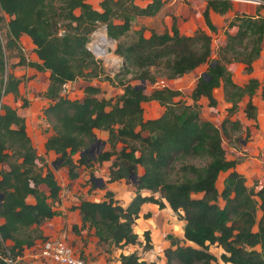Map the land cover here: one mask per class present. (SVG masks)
Returning a JSON list of instances; mask_svg holds the SVG:
<instances>
[{
  "label": "trees",
  "instance_id": "16d2710c",
  "mask_svg": "<svg viewBox=\"0 0 264 264\" xmlns=\"http://www.w3.org/2000/svg\"><path fill=\"white\" fill-rule=\"evenodd\" d=\"M204 1L201 15L208 33L196 29L191 35H183L171 17L169 29L160 33L149 30V36L144 37L139 27L135 38L125 42L122 39L137 18L155 16L163 0H146L142 6L134 0H101L99 9L87 0H0V27L5 38L0 44V165L5 164L0 168V264H23V249L41 237L32 227L54 215L52 206L60 190L52 171L47 168L42 172L36 165L39 157L26 133L24 117L1 102L6 94L14 98L19 94V79L6 71L4 50L20 49L21 35L30 39L38 61L19 55L13 65L48 72L45 96L49 104L42 115L52 133L44 140L45 152L56 155L53 162L66 167L67 178L74 179L77 166L90 167L91 160L86 162L87 153L76 160L72 156L90 147L96 139L94 129L103 130L109 148L96 154L93 161L114 158L106 182L130 181L131 175L135 179V194L125 206L109 191L102 200H81L76 206L81 227L92 229L99 244L107 249L140 244L132 225L139 205L152 202L167 207L183 221L182 235L168 237L164 264H217L208 252L212 244L223 251L219 255L222 264H264V257L253 249L258 245L264 251V184L256 191L245 185L244 176L234 169L236 162L225 158L221 146L222 135L227 133L224 123L218 128L200 119L196 103L205 97L212 106V91L220 87L230 111L243 96L248 97L245 113L254 118L250 97L258 81L249 78L245 85H236L226 66L234 62L243 65L245 73L251 72L252 62L261 52L264 14L235 13L226 23L223 44L211 57L210 33L216 26L209 11L223 15L232 5L231 0ZM95 23L103 24L107 37L116 41L113 54L121 58L123 73L156 87L145 93L135 84L119 83L120 94L98 98L99 88L86 85L81 100L65 96L67 82L113 80L87 49L88 37L79 30ZM230 28H235L234 32H228ZM200 65L206 67L188 95L190 103L175 99L181 95L179 90L157 84L160 79H175ZM260 98L264 110V87ZM21 100L25 106V99ZM150 100L163 111L156 118L144 119L141 103ZM229 125L239 129L237 121ZM190 159L194 162L186 161ZM175 162L178 179L172 178ZM137 166L142 168L139 174ZM225 171L218 191L215 181ZM140 190L149 195H141ZM257 208L259 216L255 217ZM143 238L140 249L147 251L151 248L147 231ZM182 241L194 246L179 244ZM118 260L120 264H147L136 252L119 253Z\"/></svg>",
  "mask_w": 264,
  "mask_h": 264
},
{
  "label": "rangeland",
  "instance_id": "374dc122",
  "mask_svg": "<svg viewBox=\"0 0 264 264\" xmlns=\"http://www.w3.org/2000/svg\"><path fill=\"white\" fill-rule=\"evenodd\" d=\"M96 1L97 0H92L91 7L95 5ZM163 1H164L163 4H165L172 0H163ZM259 1H261L262 4L257 6H261V8L264 9V0H259ZM144 2H146V0H134V3L140 6L144 4ZM199 2H202V0H174V4L176 5L174 11L176 13L182 11V15H184L185 12L187 13L188 10L192 9V5L194 3H195L194 5H198ZM233 2L244 5H251V7L253 5L256 6L255 1L253 0H249V1L231 0V3ZM241 10L249 14L254 13L252 12L253 10L249 11L247 6H245ZM165 16H172V14L168 12L167 8L163 7V9L162 10L160 9L158 14H156L155 16L143 17L139 19L137 18L134 27H131V30L125 35V37L122 40L125 42L132 41L136 36L135 31L139 30V27H142L141 31L144 37L149 36V30H153L157 33H160L166 29H169L170 25L169 22L167 23V18ZM180 18L182 17L180 16ZM4 19L5 20L7 19L6 16H4ZM229 19L230 18L226 17L224 14L219 15L214 19H212L213 21L212 23L216 26V31L210 33V48L212 50L211 57L214 56L213 52H215L217 48L220 45H222L224 42L225 39L224 29L226 28V23L228 22ZM79 30L82 34L88 37V41L86 43L87 49L89 48L88 50L91 52L93 57L101 62V65L105 73L111 79H113L111 82L101 79L94 81L103 84V89L105 91H108L110 89L113 92H115L116 94L114 93L115 95H113L112 97L122 92V86L119 83L135 84L136 86L143 87L142 89L144 92L145 91L149 92L152 88L156 87L155 84L149 83L148 81L141 82L134 79L131 73L128 74L123 73L121 58L113 54L116 41L113 40L111 42V45H107L106 51L107 50L108 51L105 57H99L93 54L91 46L92 43H95L97 34L103 33L105 37L108 39L103 24L95 23L91 25H86L85 27ZM234 30L235 28L227 29V31L230 33L234 32ZM2 31H3L2 27H0L1 45H3L5 42V38L3 36ZM18 44L20 46V49L18 50L16 49L4 50V59L6 62V71L11 72L15 77L19 79V83H18L19 94L18 97L15 98L11 94H6L2 96L1 102L15 108L17 113H19L24 117L26 133L31 141L33 148L35 149L36 155L39 157V159L36 160V165L41 168L42 172L45 169L49 168L52 171L53 175L55 176L56 181L61 182V180L64 177V173L66 174L65 172L66 167L64 166L59 167L56 162H53L56 155H54L52 152H45L43 148V144L41 143L42 142L41 138L43 137L44 134L48 132V129L50 127L42 115V110L49 104V100L45 96V89L48 83L47 80L48 72L36 71L33 68H30L26 65L25 66L13 65L18 61L19 55H23V57L26 60L35 61L34 60L35 54L32 52L33 46L30 42V39H28L24 35H21L18 38ZM252 64H251V72H252ZM239 65H236L234 62H231L228 63L226 67L230 71L231 80L236 85L243 86L247 83V80L249 78H252L253 76L250 75L251 72L249 74L245 73L243 70V65L241 64ZM256 65L258 70H255L253 75L257 76L260 73L261 74L259 75V78H256V80L258 81V85L254 89V92L250 97V102L253 105L254 118L248 117L247 114L245 113V105L248 100V97L243 96L236 103V108L234 109V111H230L229 109L230 103H227L224 100L223 92L220 87H217L212 91V96L215 99V103L212 106L207 104L208 101L205 97H200L196 101L198 105V112L200 119L207 120L218 128H220V126L224 123L223 125L225 126L227 133H224V135H222L221 146L224 150L225 158L229 160H234L236 162L234 169L238 173L244 176L245 185L249 189L251 188L253 191H256L264 184V110H263V101L260 98V90L262 87H264V74H262V71H264L263 70L264 45L261 48L260 58L257 60ZM205 67L206 65H200L191 72L186 73L185 75H182L175 79L165 81L164 84H160L159 86L164 85L166 87L179 90L181 92V95L179 97H176L175 99H181L185 103H190V99L188 98V95L191 92L192 88L194 87L197 77L201 74L202 71H204ZM248 75H250L251 77H249ZM82 86L83 83H81L79 80H76L75 83L72 84V86L70 85L67 86V88L66 87L63 88V93L67 97L69 94L74 93L73 98L70 97L68 98L78 99L80 98L79 92H81V90L83 89ZM21 99H25L26 101L25 106H22ZM141 106H142L141 107L142 112L146 113V115H149L150 113H157L156 111L157 107H151L150 104L147 103L146 101L142 102ZM160 107L163 109L162 106ZM226 120L228 121L226 122ZM230 121H237L239 123V129H237V131L233 130L232 127L229 125ZM117 145H119V143H117L115 147H117ZM97 149H99L98 152ZM100 150H102L100 146H93L92 151L87 154V161L88 159L91 160V162L89 161L90 165H93L95 163L93 160L96 154L101 152ZM78 157H79L78 154H74L72 156L73 160H76ZM186 161L190 163L194 162V160L192 159ZM54 165L55 168L53 167ZM177 166H178V162H175L174 164L175 170H173L172 178H176V179L180 178V173L176 172ZM2 167H5V164L0 165V168ZM85 168L87 167L84 166L83 164H79L76 168L77 174L78 172L80 173V171H84V174H86V176L88 175L89 179H93V183H96L97 181L94 180L95 174H93V172H90L89 170H86ZM62 170H64V173H61ZM226 174L227 171L220 172L217 176V179L215 181V186L218 191H220L222 188V179ZM125 183L129 184L131 183V181H125ZM127 195L129 196V193L125 194V192H123V197L125 199L126 197H128ZM155 195H156L155 198H157V194ZM194 196H199V194H195ZM218 203L221 205L222 204L221 200H218ZM169 213L171 214L172 218L178 217L172 211H169ZM258 216H259V210L257 208L255 211V217ZM157 233L158 234L156 236L159 237L164 236L163 231L158 230ZM156 236L154 235V238ZM140 239H141L140 241L141 243L144 242L143 235H141ZM141 243L132 245L131 248L137 247V249H140ZM179 244L194 246L193 244L184 241L179 242ZM102 248L104 250H107L108 252L112 250V249H107L106 245H102ZM108 248H111V246ZM161 248L162 247L159 245V249ZM253 249L261 257H264V251L258 245L254 246ZM208 252L216 258L217 264H222L219 255L223 251L221 250L220 247L214 244L209 245ZM161 254L163 257V264H164L163 250Z\"/></svg>",
  "mask_w": 264,
  "mask_h": 264
},
{
  "label": "crops",
  "instance_id": "0c3cea01",
  "mask_svg": "<svg viewBox=\"0 0 264 264\" xmlns=\"http://www.w3.org/2000/svg\"><path fill=\"white\" fill-rule=\"evenodd\" d=\"M99 1L101 0H97L95 5L92 6L94 9H99ZM91 2L92 0H87V3H89L90 5ZM194 4L192 5V9L188 10L187 13L185 12L184 15H182V11H179V13H176L174 11V8L176 6L174 4V0L163 4V7L167 8L168 12L172 14V16H165L167 18V23L169 22L170 25L171 17H174L176 19V26L178 28V31L183 35H191L196 29H201L208 33L201 15V12L205 6V1L202 0V2H199L198 5ZM231 5V9L224 14L228 18H231L235 13H244L248 15H255V13H258L260 15L264 14V9L258 6L253 5L251 7V5H244L236 2L231 3ZM245 6L248 7L249 11L253 10L252 12L254 13L249 14L245 13V11L243 12L241 9ZM163 7L161 8V10L163 9ZM180 16L182 18H180ZM217 16H219V14L209 11V18L211 21ZM263 45L264 37L262 40L261 48ZM259 58L260 55L257 60ZM34 60L38 61L36 56L34 57ZM257 60L253 62L252 72L250 74L251 76H253L252 78L255 79L259 78V75L261 74L260 73L257 76L253 75L255 70H258L256 65ZM235 64L239 65L238 63ZM262 74H264V71H262ZM250 75L248 76L251 77ZM75 81L67 82L65 87L67 88V86H72ZM79 81L83 83V86L92 85L99 88V93L97 95L98 98H109L116 94L110 89L108 91H105L103 89V84L94 80L90 82H85L82 80ZM145 93L148 92L145 91ZM73 94L74 93L69 94L68 97L73 98ZM79 97L80 98H78V100H81L83 98L82 90L81 92H79ZM147 103H149L151 107H157V113H150L149 115H146V113L142 112V116L144 119L156 118L162 113L163 109L158 105L156 101L150 100L147 101ZM51 133L52 131L49 127L48 132L41 138L42 144L44 143L45 138ZM93 133L98 143L104 142L103 146H101L102 150L100 151L107 150L109 148L108 143L106 142L107 132L99 129H94ZM119 148L120 144L117 145L116 149ZM113 159L114 158L112 157L110 158V160L103 161L101 163L95 162L90 167L85 168L86 170H89L90 172H93V174H95L94 180L97 181L96 183H93V179H89L88 175L86 176V174H84V171H80V173L78 172L77 177L71 180L67 178L66 171V174L64 173V170L61 171V173H64V177L61 182L57 181L60 186V190L59 199L52 206L54 215L51 218L43 221L38 226L32 227L37 228L41 237L36 238L33 241L32 245L23 249L21 256V261L23 264H58L53 261L42 259L40 257L39 251L42 238L63 240L73 248L75 254L78 255L86 264H120L118 260L119 253L128 254L131 252L138 253L147 264H163V257L161 253L162 250L169 246L168 237L181 236L183 226L182 219H177L176 217V219L174 217L172 218L171 214L169 213L170 210L167 207H158L157 204L152 202H142L139 205V209L136 218L134 219L132 228L133 232L137 234L139 242L141 241L140 237L141 235H143V232H148L151 248L147 251H141V249H137V247L131 248L132 245H125L122 248L111 246V248L109 249L112 250H110V252H107L102 248V245L98 243V239L93 234L92 229L81 227L80 215L78 209L76 208L81 200H102L104 198V193L109 191L112 193V197L114 200H117V202L121 206H125L135 194V187L133 183L127 184L124 180L106 182L108 178V166ZM141 172L142 168L140 166H137V173L139 174ZM123 192H125V194L129 193V196L127 195L128 197H126V199L123 197ZM139 193L141 195H149V192L146 190H140ZM154 197H156L155 194ZM29 200L31 199L29 198ZM73 227H75V229H73ZM158 230L163 231L164 236H156L158 234ZM154 235L156 236L155 238ZM159 245L162 247L161 249H159Z\"/></svg>",
  "mask_w": 264,
  "mask_h": 264
},
{
  "label": "built area",
  "instance_id": "2783aa9c",
  "mask_svg": "<svg viewBox=\"0 0 264 264\" xmlns=\"http://www.w3.org/2000/svg\"><path fill=\"white\" fill-rule=\"evenodd\" d=\"M253 1H255L256 5L262 4L259 0ZM164 82V80L160 79L157 84H164ZM39 254L42 259L53 261L58 264H86L78 255L75 254L70 245L59 239H46L41 241Z\"/></svg>",
  "mask_w": 264,
  "mask_h": 264
},
{
  "label": "bare ground",
  "instance_id": "6f19581e",
  "mask_svg": "<svg viewBox=\"0 0 264 264\" xmlns=\"http://www.w3.org/2000/svg\"><path fill=\"white\" fill-rule=\"evenodd\" d=\"M109 39V38H108ZM105 35L98 33L96 36L95 43H92L91 49L93 53L99 57H105L107 55L106 47L111 45V40H108Z\"/></svg>",
  "mask_w": 264,
  "mask_h": 264
},
{
  "label": "water",
  "instance_id": "95a60500",
  "mask_svg": "<svg viewBox=\"0 0 264 264\" xmlns=\"http://www.w3.org/2000/svg\"><path fill=\"white\" fill-rule=\"evenodd\" d=\"M109 38V37H108ZM111 41H113V39L112 38H109ZM94 54V53H93ZM141 82H143V81H141ZM136 87H140V86H136ZM141 88H143V87H141ZM103 144H104V142H102V143H98V141H97V139H95L94 140V142L90 145V147L88 148V149H85V150H83V151H81L80 153H79V156L80 155H82V154H84V153H89V152H91L92 151V147L93 146H103ZM99 151V149H97V152ZM54 168H55V165L53 166ZM130 181H131V183H135V179H134V177H133V175H131L130 176Z\"/></svg>",
  "mask_w": 264,
  "mask_h": 264
}]
</instances>
